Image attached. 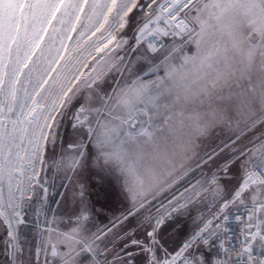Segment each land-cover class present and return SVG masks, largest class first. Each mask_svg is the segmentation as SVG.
I'll list each match as a JSON object with an SVG mask.
<instances>
[{"label":"snow or ice","instance_id":"obj_1","mask_svg":"<svg viewBox=\"0 0 264 264\" xmlns=\"http://www.w3.org/2000/svg\"><path fill=\"white\" fill-rule=\"evenodd\" d=\"M0 241L264 264V0H0Z\"/></svg>","mask_w":264,"mask_h":264},{"label":"crops","instance_id":"obj_2","mask_svg":"<svg viewBox=\"0 0 264 264\" xmlns=\"http://www.w3.org/2000/svg\"><path fill=\"white\" fill-rule=\"evenodd\" d=\"M0 264H7V256L2 241H0Z\"/></svg>","mask_w":264,"mask_h":264},{"label":"rangeland","instance_id":"obj_3","mask_svg":"<svg viewBox=\"0 0 264 264\" xmlns=\"http://www.w3.org/2000/svg\"><path fill=\"white\" fill-rule=\"evenodd\" d=\"M191 227L190 223H189V228ZM171 234V229L169 230V233H165V239L169 238V235ZM183 237L180 236L179 234H175L174 235V240L170 241V243L174 242V243H179L182 242Z\"/></svg>","mask_w":264,"mask_h":264}]
</instances>
